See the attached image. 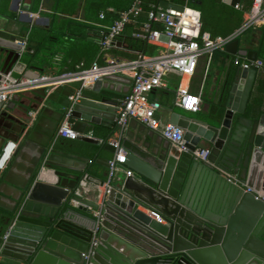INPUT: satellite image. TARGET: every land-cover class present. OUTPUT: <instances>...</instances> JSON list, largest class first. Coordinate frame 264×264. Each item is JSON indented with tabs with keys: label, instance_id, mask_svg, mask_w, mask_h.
I'll list each match as a JSON object with an SVG mask.
<instances>
[{
	"label": "water",
	"instance_id": "95a60500",
	"mask_svg": "<svg viewBox=\"0 0 264 264\" xmlns=\"http://www.w3.org/2000/svg\"><path fill=\"white\" fill-rule=\"evenodd\" d=\"M160 5L182 10L169 0ZM17 41L21 39L0 37V57H5L0 81L12 76L20 58ZM238 47L235 40L225 52L257 59L256 52ZM255 76L256 70L239 65L229 77L218 125L171 114L169 124L184 131L189 151L203 146L209 151L207 164L189 151L178 152L134 119L117 125L124 133L122 167L132 175L115 179L100 205L78 194L90 160L56 134L69 109L67 123L78 135L92 133L97 125L110 126L105 114L116 115L132 80L107 77L74 102L69 98L76 92L63 87L31 90L33 99L14 96L0 121L12 123L8 112L15 110L28 120V112L37 116L7 169L0 171V256L16 264H84L86 255L89 264H264V113L247 114ZM108 162L100 160L105 178ZM42 169L48 170L42 176L49 184L37 181ZM197 178L214 189L209 202L204 194L193 193ZM256 178L263 179L260 192L251 181ZM215 193L226 196L224 203H218ZM71 202L89 210H74Z\"/></svg>",
	"mask_w": 264,
	"mask_h": 264
},
{
	"label": "crops",
	"instance_id": "0c3cea01",
	"mask_svg": "<svg viewBox=\"0 0 264 264\" xmlns=\"http://www.w3.org/2000/svg\"><path fill=\"white\" fill-rule=\"evenodd\" d=\"M221 2L226 6L232 4L231 0H221ZM107 3H113L116 7ZM124 5L125 4H122L118 0H0V37L6 40L11 36L17 39L26 37L28 43V49L20 54V58L11 70L12 77L20 79L23 77L42 75L51 76L88 68L94 61L100 58V42L107 34L108 28L118 20L119 14L124 11ZM260 35V29L245 34L238 39V48L254 51L258 45ZM128 37L129 35L125 36L122 40H118L115 46L109 48L105 52L106 56L125 59L123 57L125 53H133L126 42ZM30 49L32 51H30ZM26 54L32 57V63L27 67L23 66V59ZM0 58L2 61L0 63L1 77L5 57L2 56ZM240 58L245 59L244 57ZM231 59H233V57H227L224 53H215L206 69V59L202 58L198 62L194 76L190 79L181 78V76L175 73L169 74L165 79V89L176 92L177 88L182 85L190 94L200 96L201 102L199 110L196 113L186 112L175 104L174 107L162 106L158 115L161 123L169 124V118L173 112L183 114L194 120L206 122L204 118L210 111V104L217 96L220 80ZM234 72L235 70L233 73ZM120 86L124 87L123 84ZM63 88L73 89L76 92L77 85L69 84ZM51 91L52 89L49 90V92ZM24 95H29L32 99L34 98V96L27 91L18 93L15 96L22 99ZM153 98L155 99V95H153ZM32 103V101L29 102V106H31ZM50 107L52 109H57L54 105ZM8 113L12 116L13 122L6 123L0 121V148L4 146L7 141L16 142L19 146L23 142L24 133L32 127L33 121L37 116V112H28L26 115L31 116V119L28 120L22 115V110H15L14 112L9 111ZM262 113H264V107L262 108L261 114ZM116 115L111 117V115L105 114L106 118L112 122L110 126H95V130L103 132L112 129V134L107 139V144L109 146H111L112 142H119L121 144L124 138L123 131L117 128L115 122ZM20 126H25V128L21 130ZM15 135L18 136L17 141H15ZM56 136L58 137V141L67 144L86 142L82 141L81 138L91 140V143L97 146L102 143V140L96 137L94 132L79 135L80 138L76 140L62 138L59 137L58 134H56ZM201 148L205 147L203 146ZM108 157L109 153L106 152L104 155L98 156L95 163L100 167L103 177L88 173V167L92 164L91 160L88 158L90 162L85 165L84 172L86 178L83 179L78 190V194L81 198L96 205L101 204L102 196L108 188L107 178L104 177L106 169L100 163V160L109 161ZM125 170L128 169L123 167L118 168L114 172L111 184L115 179L122 178ZM41 171L42 174L37 181L49 184L42 176L43 173L48 170L42 169ZM231 178L235 179L236 177L231 175ZM99 181H105V184L100 186ZM251 181H254L255 189L257 192H260L263 179L256 178L251 179ZM193 193H196L197 196H202L204 194V201L209 202L210 198L213 196L214 189L211 188V186H206L203 180L197 178L194 183ZM215 199H217L218 203H224L226 196L223 193H215ZM70 205L74 210H78L79 208L89 210L84 205L76 202H71ZM143 212L146 211L143 210ZM1 220L2 218L0 216V222ZM0 264L16 263L8 258L0 256Z\"/></svg>",
	"mask_w": 264,
	"mask_h": 264
},
{
	"label": "built area",
	"instance_id": "2783aa9c",
	"mask_svg": "<svg viewBox=\"0 0 264 264\" xmlns=\"http://www.w3.org/2000/svg\"><path fill=\"white\" fill-rule=\"evenodd\" d=\"M240 10L241 6L236 5ZM140 0H133L129 10L121 12L118 20L107 30V34L100 42V58L88 68L64 72L51 76H32L15 79L8 75L0 81V113L6 112L12 98L21 92H29L44 87L56 89L69 84H76V94L69 98L75 101L83 91L90 89L97 81L107 77L119 76L132 80L130 90L119 100L115 122L117 125H126L129 119H134L146 128L159 133L168 140L178 152L189 151L184 140V131L171 124H163L157 119L162 106L153 98L157 90L166 88V77L175 73L181 78L190 79L194 76L200 59H206V69L215 53L225 52L226 47L249 32H254L264 26V0H253L249 11L244 13V20L237 32L228 37H211L208 32L202 31L201 14L199 11L182 6V10L166 9L161 5L151 6L147 14V21L143 24L142 33H133L131 38L147 43L156 49L153 55L138 54L134 60L120 59L106 56L105 52L115 46L118 40L126 35L125 26L142 13ZM151 23L158 24L160 29L151 30ZM16 44L20 46V54L28 49L27 38L23 37ZM242 59V58H241ZM235 59L245 69H261L260 60L249 61L246 58ZM200 96L190 94L180 85L175 92L174 104L182 110L196 113L200 107ZM70 109L62 121L57 134L59 137L76 140L80 136L71 130L67 123ZM114 153L108 165L106 192L113 180L114 172L126 161V152L119 142H112ZM18 144L7 141L0 148V171L7 169ZM194 160L207 164L209 151L206 148L195 147L189 151ZM132 172L124 171V176L129 177ZM148 213V212H146ZM150 217L162 222L156 213H149ZM95 241L92 246H95ZM84 264H89V256H84Z\"/></svg>",
	"mask_w": 264,
	"mask_h": 264
},
{
	"label": "trees",
	"instance_id": "16d2710c",
	"mask_svg": "<svg viewBox=\"0 0 264 264\" xmlns=\"http://www.w3.org/2000/svg\"><path fill=\"white\" fill-rule=\"evenodd\" d=\"M122 4H125L122 12L129 10L133 0H118ZM162 0H140L142 6V13L139 14L132 22L125 26V33L129 35L126 42L133 53H125L123 57L128 60H134L138 54L153 55L155 48L148 45L145 42L131 38L130 35L133 33H142L143 24L147 21V12L151 6H158ZM171 3L185 6L195 9L201 14L202 31L208 32L211 37H228L241 27L243 22L244 13L249 11L253 0H231L230 6L224 5L221 0H169ZM116 7L113 3H107ZM236 5H240L241 9H235ZM160 29L158 24L151 23V30ZM260 38L257 47L254 51L257 53V60L263 63L261 69L256 70V76L253 85V91L247 106V114L258 116L261 114L262 108L264 107V26L260 27ZM29 39V38H28ZM30 51H32L30 49ZM135 52V53H134ZM32 53V52H31ZM227 57H233L229 61L227 68L220 80L219 87L217 90V96L214 101L210 104V111L204 120L212 125H218L224 115V88L229 77L234 73L239 64H235V59L232 55L229 56L226 52H223ZM28 55V56H27ZM240 58V57H239ZM243 61L241 58L239 63ZM32 63V57L26 54L23 59V66H30ZM15 79H18L17 77ZM155 100L161 106L174 107L175 92L168 89H161L155 92ZM93 132L96 137L102 140L101 145L97 146L88 142L75 143L78 151L81 154L91 160V165L88 167V173L103 177L100 167L96 165L98 156L104 155L106 152L109 153L108 159L111 160L113 157V147L107 144V139L112 134V129L106 131L95 130ZM92 132V133H93Z\"/></svg>",
	"mask_w": 264,
	"mask_h": 264
}]
</instances>
